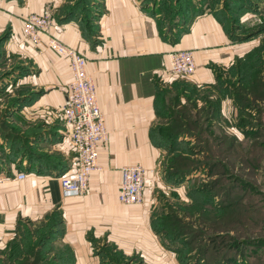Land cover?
Listing matches in <instances>:
<instances>
[{
	"label": "crops",
	"instance_id": "0c3cea01",
	"mask_svg": "<svg viewBox=\"0 0 264 264\" xmlns=\"http://www.w3.org/2000/svg\"><path fill=\"white\" fill-rule=\"evenodd\" d=\"M205 3L199 1L203 8ZM213 3L215 7L192 13L171 33H161L156 15L151 12L154 5L145 6L142 0H98L87 25L83 16L70 14L71 3L67 0H0V39L5 41L6 52L16 51L38 60L40 70L34 74L39 76L45 71L51 75L47 87H55L52 90H56L61 106V114L40 120L50 122L53 130L44 126L30 136V145L51 155L53 160L31 165L26 156L22 161L27 170H14L0 184V250L8 248L23 225L43 224L57 211L61 222L49 256L58 264H107L114 257L128 260L129 264H180L176 253L152 228L159 202L156 189L172 190L181 185L165 179L160 157L166 148L155 146L150 138L152 129L165 120L158 114L157 104L166 103L169 98L160 99V90L176 91L180 96L208 89L212 91L211 98H217L220 81L237 80L238 73L232 71L241 63L248 65L253 54L262 59L258 75L259 86L264 87V30L255 32L260 27L256 26L251 27L255 30L252 32L240 28L234 32L227 26V18L220 19L214 13L232 7L235 11L240 9L239 20L246 22L253 14L264 19V0ZM46 4L52 5L54 17L49 35L85 58L108 131L107 139L98 144V163L102 168L91 173L87 191L77 196H65L59 179L76 167L75 150L65 134L67 126L62 114L72 79L69 59L42 44H32L21 32L27 15L41 13ZM253 9L257 12L252 13ZM172 36H177L175 42L170 41ZM47 37L42 35L44 41ZM177 49L193 52L196 70L189 77L168 72L167 54ZM249 72L252 73L250 67L244 73ZM186 84L193 89L187 91ZM44 96L36 102H44ZM235 111L232 100H221L222 121H234ZM234 128L231 126L233 134ZM123 165L146 169L141 205L118 202ZM20 172L26 176L19 180L16 176ZM148 181L154 185L148 186ZM100 251H109L106 259Z\"/></svg>",
	"mask_w": 264,
	"mask_h": 264
},
{
	"label": "rangeland",
	"instance_id": "374dc122",
	"mask_svg": "<svg viewBox=\"0 0 264 264\" xmlns=\"http://www.w3.org/2000/svg\"><path fill=\"white\" fill-rule=\"evenodd\" d=\"M199 1L175 0L166 4L163 0H156L151 12L156 19L167 17L158 25L169 31L173 22L198 11L192 8V3L196 8H202L199 11L215 7L213 0H205V8L199 5ZM86 3L95 10L98 0H82V4ZM218 12L225 18L226 13L220 9ZM228 18L226 24L234 32L238 33L237 28L244 32L254 29L245 20L240 21L239 14L232 7ZM4 43L0 39V176L5 178L0 184L8 180L14 170L20 169L6 160L4 152L22 155L28 150L33 154L37 148L30 145V136L44 126L51 128L50 122L40 121L42 117L46 119L48 115L61 114L57 92L52 90L55 87H47L51 75L43 71L35 76L40 70L38 60L29 55L21 56L16 51L7 53ZM223 76L227 77V74ZM186 87L187 91L193 89L187 84ZM175 92L165 90L164 98L177 96L178 101L183 100L188 106L185 120L173 123L185 127L182 126L179 133L182 135L179 139L186 142L179 146L184 155L172 156L166 150L160 163L165 179L167 175H185L178 178L179 188H166V192L157 188L154 192L159 194L154 225L168 236L169 239L164 240L166 244L179 246L184 260L198 257L202 264H264V135H246L237 128L233 134L231 126L224 121L206 120V115H210L209 101H214L208 96L211 90H194L180 96ZM221 92L218 88V95ZM40 96L46 100L37 103ZM166 113L178 117L175 110ZM162 123L169 124L168 120ZM5 132L10 134L13 142L3 141ZM20 160L23 167L24 161ZM147 184L154 185L152 181ZM41 225H23L15 240L19 242L26 230L32 234ZM177 235V241L173 242L171 239ZM31 236L30 243L25 241L27 246L36 242L37 235ZM23 244L21 242L20 246ZM13 251V248L0 250V263L17 264L15 258H8Z\"/></svg>",
	"mask_w": 264,
	"mask_h": 264
},
{
	"label": "trees",
	"instance_id": "16d2710c",
	"mask_svg": "<svg viewBox=\"0 0 264 264\" xmlns=\"http://www.w3.org/2000/svg\"><path fill=\"white\" fill-rule=\"evenodd\" d=\"M170 1H175V0H163V2H165L166 4H168ZM142 4H144L145 6H155L156 5V0H142ZM192 8L194 10H198L196 11L197 13L201 12L199 11L202 8H196L194 6V4L192 3ZM69 9L71 10V15L74 17V14H78L83 16V21H84V25H87V21L90 18L89 15L91 14L92 7H89V4H82V0H75L74 2L72 1L71 4L68 6ZM219 10V9H218ZM218 10H216L214 13L217 17H219L220 19H223L220 15V12H218ZM221 11H223L224 13H226L225 15V19L228 18V14L231 11L230 9H220ZM252 13L257 12V9H253L250 10ZM241 11L240 9L237 10V13L239 14ZM89 17V18H88ZM187 17H182L181 21L176 20L175 22H173V24L170 25L169 31H167L168 33H171L173 31L174 28H179L180 24L182 23L183 20H186ZM158 22H162L167 20L166 18H162V19H157ZM260 27L255 30H249V32L255 31V32H259V31H263L264 30V23L263 25H259ZM174 27V28H173ZM164 31H166L163 28H160V32L163 33ZM177 40V36H172L170 38L171 42H175ZM249 64L247 65L246 63H241L240 65H238V67L236 69H234L232 71V73L237 72L238 73V77L237 80H228V81H221L218 84V88L221 89V93L217 98H211L210 95L209 98L214 99V101L212 102L211 100L209 101L210 106L208 107V110H210V115H206L208 117V119L206 120H216L219 121L222 119V117L220 116V103L221 100L224 98L230 99L233 101V105L235 107V114L236 117H234V121L232 122H227L228 125L230 126H234L235 128H237L239 131L243 132L244 134L248 135V133H251V135L253 134H259L262 133L264 135V120L262 121V119H264V87L262 85V87L259 86V80L261 79L260 75H258L259 71H260V66L262 64V59L260 58L259 54H253V56L250 57L249 60ZM252 68V73H244L246 70H248V68ZM254 72V74H253ZM255 80L254 84H252V81ZM227 83V84H225ZM223 89V90H222ZM225 89V90H224ZM164 90H160V99L163 100L164 98ZM170 100H166L167 103H161V105H158V114L163 117L165 120H168L169 124L172 123V125H169L168 123L164 124H158L156 125L151 133H150V138L152 143L155 146H159V147H165L166 150L168 152H170L172 154V156L175 154H178V156H183L184 153L180 146V144H184L186 143L185 141L180 140V136L179 133L183 130L182 126L183 125H173V123L175 121H178L181 123V121H184L186 118V111L187 110V105L184 103H181L180 101H178L177 96L174 97H170ZM160 106V107H159ZM161 106H164V109L161 108ZM169 108V109H167ZM175 110L176 111V115H178L177 118H175V115H171L168 116L167 115V111L168 110ZM172 116L174 118H172ZM171 118V119H170ZM230 118V116H229ZM184 119V120H183ZM231 119V118H230ZM212 122V121H211ZM226 123V122H225ZM212 125V124H211ZM183 128H185L183 126ZM4 132V131H2ZM2 139L3 141L7 142L9 144V142H13V139L11 138L10 134L5 132L4 135H2ZM5 139V140H4ZM167 141L170 143L167 145ZM33 148V147H32ZM37 150V149H36ZM33 151V154L31 152H27L28 150H26L24 153H22V155H17L16 153H12L11 151L8 153L4 154L6 155V160L10 161L12 163H15L16 166L22 168V169H26L27 170V166L26 168L23 166H21V160L22 158L27 156V162L28 164L32 163L35 164L38 161H43L44 163H48L49 161L53 160L51 155H48L45 152H40V151ZM28 153V154H27ZM30 154V155H29ZM12 156V157H11ZM20 157V158H19ZM19 160V161H18ZM31 164V165H32ZM27 165V164H26ZM30 165V167H31ZM194 170V169H193ZM186 171V170H185ZM189 172V171H188ZM185 174H176V175H167L166 179L168 180V182L170 183H178L180 179V177H182ZM157 218V216L152 220V228L154 230V232L159 235L163 242L166 239H169L168 236L163 233L162 231H160L156 225H154V220ZM61 222V217H60V213L57 211L52 212L45 223H43L38 231L35 230L34 233H32L33 235H37L36 236V242L34 243V245L32 246H27V243L25 244V241L32 239L31 237V233L30 230H26L23 234H21L22 239L18 242L15 239H13L10 243V245L8 246V249L13 248V252H11L12 254H10V256L8 257L9 259L15 258L16 259V263L17 264H58V262H55V259L51 258L49 256V253L51 252V242L53 241V239L57 236L58 234V227L59 224ZM178 239V235L175 238H172L171 240H173V242H176ZM24 242V244L22 246H20V243ZM164 244L166 245V247L169 248V250L173 251L176 253V255L178 256V260L180 262V264H202V261H200V259H198V257H191L190 259H186L184 260L183 257H181L180 253H181V249L179 248L178 245H170V244H166L164 242ZM20 247V248H19ZM46 250V251H45ZM45 251V252H43ZM109 251H100V255L102 256L103 259H106V254ZM43 253V254H41ZM30 255L29 259L27 258L28 255ZM49 256V258H48ZM19 259V260H18ZM47 260H50L49 262ZM1 262V261H0ZM48 262V263H47ZM228 263V262H227ZM2 264V263H0ZM107 264H129L128 260L126 261H120L118 259V257H114L111 258L107 261ZM229 264V263H228Z\"/></svg>",
	"mask_w": 264,
	"mask_h": 264
},
{
	"label": "built area",
	"instance_id": "2783aa9c",
	"mask_svg": "<svg viewBox=\"0 0 264 264\" xmlns=\"http://www.w3.org/2000/svg\"><path fill=\"white\" fill-rule=\"evenodd\" d=\"M53 19L52 5L46 4L41 13L27 15L21 32L32 44H42L69 59L72 79L68 83L62 114L67 126L65 134L75 150L76 167L74 171L62 174L59 179L65 196H77L87 191L91 173L102 168L98 163V144L107 139L108 131L97 101L93 77L86 70L85 58L76 49L49 35ZM263 23L264 19L259 14H253L246 20L249 27ZM43 34L48 35L45 41L42 39ZM167 56L168 72L173 76L189 77L196 70L192 50L177 49ZM120 175L118 202L124 205L143 204L146 169L141 165H123ZM25 176L20 172L17 179ZM4 179V176H0V182Z\"/></svg>",
	"mask_w": 264,
	"mask_h": 264
}]
</instances>
